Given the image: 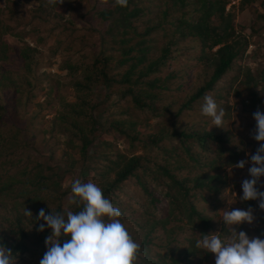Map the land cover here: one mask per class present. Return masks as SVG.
Returning <instances> with one entry per match:
<instances>
[{
  "label": "trees",
  "instance_id": "16d2710c",
  "mask_svg": "<svg viewBox=\"0 0 264 264\" xmlns=\"http://www.w3.org/2000/svg\"><path fill=\"white\" fill-rule=\"evenodd\" d=\"M66 1L76 2L64 0ZM107 1L112 2L113 6L103 7L96 13L100 24L106 22L104 28L100 27L103 31L99 52L92 61L78 63L70 57L63 65L74 76L72 85L75 87L76 101L61 99L60 108L51 123L53 132L68 136L67 148L64 150L67 167L51 166L45 161L32 158L31 141L25 138L24 129L17 123V114L8 113L0 104V244L18 254V260L29 257L32 263L36 259V263L40 264L47 251L45 239L51 234V229L46 226L44 231H38L39 225L46 222L37 220L36 217L42 208L46 214L53 211L66 215L68 211H80L74 205L66 206L63 197L69 190L63 188V182L72 169L82 162L84 175H98L99 186L112 203L115 200L111 198L122 183L130 177H136L137 183L150 196L152 204L158 207L159 212L146 209L141 229L138 224V230L130 233L142 246V264L205 263L210 260L212 253L197 249L195 243L203 234H210L213 218L196 205L194 197L197 190H207L217 196L229 175L223 171L211 173L201 170L202 158L192 151L197 144L201 152L213 153L211 145H221L223 136L211 130L204 133L180 132V147L188 158L178 153L173 156L162 145L164 162H155V168L144 166V160L148 157L146 154L125 152H118L116 158H110L106 154L107 162L101 169L91 167L86 165V161L91 156V148L96 149L92 146L95 145V139L102 135L104 128V123L92 116V111L97 107L92 102L94 88L104 81L116 84L120 80L126 86L124 94L130 95L136 106L151 108L153 106L144 100L145 95L150 96L147 90L157 87L165 89L167 86L160 83V77L145 79L161 70V66L173 57L172 44L195 38L202 42L200 58L211 62L213 73L185 101L183 110L205 96L206 91L231 69L241 49L248 42L244 37L239 38L233 13L227 11V5L232 0H161L160 3L128 0L127 7L116 5L115 0ZM248 1L239 0L241 4ZM259 17L264 19V12H260ZM137 20V24L143 26L141 32L135 23ZM19 33L0 19V61L2 65L14 64L6 71L0 69V83L14 82L17 89L30 90L38 84L34 76L38 48L25 43L15 49L9 43L8 36H19ZM158 37L166 40L159 46L161 53L155 56L150 53L153 48L149 42H155ZM205 49L212 54L203 53ZM260 73H253L248 68L243 82L248 87L257 85L263 80ZM17 76L21 79L16 82ZM258 99L255 95L253 102L246 103V107L257 105ZM124 122L126 120L112 121L110 129L115 127L117 131L128 135L132 139V145H135L137 136L131 133L136 130L135 122L129 121L130 128L124 126ZM148 139L160 148L159 133L148 134ZM98 143L102 146L110 145L108 133ZM72 148L80 154L79 158L74 157ZM233 157L230 159L234 162ZM151 182L161 186V192ZM243 206L259 207L257 200L245 201ZM25 208L33 213L32 218L24 216ZM138 218L134 220L138 221ZM186 228L192 229L194 234L187 237V244L181 247L178 235ZM225 230L227 231L226 227ZM196 231L199 236L195 234ZM257 231L264 235V223ZM261 234L259 238H262ZM161 235H165L163 242L160 241ZM64 239L61 238V244ZM150 243L166 247V250L159 252L156 258L151 254Z\"/></svg>",
  "mask_w": 264,
  "mask_h": 264
},
{
  "label": "rangeland",
  "instance_id": "374dc122",
  "mask_svg": "<svg viewBox=\"0 0 264 264\" xmlns=\"http://www.w3.org/2000/svg\"><path fill=\"white\" fill-rule=\"evenodd\" d=\"M144 1L160 3L161 0ZM111 6L113 3L107 0L66 1L56 6H48L46 0H0V19L15 32H20L19 36L10 34L9 43L15 49H19L25 43L38 48L34 71L38 84L34 89H17L14 82L0 83V104L8 113L17 114L15 116L17 123L24 129L25 138L31 141L32 158L45 161L51 166L67 167L64 150L67 148L68 136L65 133L53 132L51 123L60 108L61 99L76 101L75 87L72 85L74 76L63 65L70 57L78 63L94 59L101 45L103 29L100 27L104 28L106 24V22L100 24L96 13L103 7ZM227 11L233 13L239 38H246L248 44L241 49L231 69L205 93V96L209 95L215 99L218 107L225 109L224 128L213 125L212 118L202 114L201 107L205 96L182 110L185 101L210 79L213 66L210 61L200 58L203 46L199 39H180V42L172 44L173 57L161 66V70L145 79L160 77V83L167 86L165 89L157 87L147 90L150 96L145 95L144 100L153 107L136 106L130 95L124 94L126 86L121 84L120 80L116 84L104 81L94 88L92 102L96 103L97 107L92 111V116L103 122L104 128L102 135L95 139V145L92 146L96 149L91 148V156L86 161V165L101 169L107 162L106 154L110 158H116L118 152L138 153L148 156L144 160V166L155 168V162H164L162 145L166 146L173 156L178 153L188 158L180 147L182 139L180 132L216 131L223 136V142L221 145L215 143L211 145L214 148L213 153L201 152L197 144L192 152L200 154L201 170H208L211 173L223 171L224 174L227 172L228 181L221 186L222 190L217 196L207 190H197L194 201L201 210L213 218L210 234L217 232L222 239H229L231 236L229 229L225 230L223 211L248 209L243 206L245 201L240 199L243 195L242 181L251 179L248 171L252 166L250 157L255 154L260 143H264L255 141L251 135L256 127L253 113L258 108L264 112V19L259 17V13L264 12V0H249L245 4H241L239 0H232L227 5ZM137 22L138 20L135 23ZM142 30L143 26L138 25V31ZM152 37L155 36L152 34ZM166 38L158 37L155 42L150 41L153 48L150 53L159 55L161 53L159 46ZM203 53L212 54L207 49L203 50ZM13 66L14 64L2 65L0 61V69L5 71ZM248 68L253 73L261 72L263 80L257 85L252 84L248 87L243 82ZM20 79V76L15 78L16 82ZM255 95L259 98L257 105L246 107V103L253 102L252 98ZM9 117L12 118L11 115ZM118 119L126 120L124 126L129 128V121L135 122L136 130L131 131L137 136L135 145H132V139L128 135L117 131L115 127L110 129L111 122ZM107 133L111 144L99 145L98 142L103 141ZM150 133L160 134V148L149 141ZM71 150L75 158L80 157L76 149ZM232 156L234 162L230 159ZM240 160L248 161L244 168L235 167ZM83 165L82 162L79 163L64 179L63 188L69 190L63 197L66 206H71L70 199L73 196L71 184L74 180L93 182L97 186L100 184L98 175L94 173L84 175ZM151 185L161 192V186H157L155 182H151ZM257 187L264 191V176L260 177ZM111 199L115 200L113 205L121 211L122 222L130 233L138 230V224L141 229L146 209L159 212L158 207L152 204L150 196L137 183L136 177H130L122 183ZM252 209L254 221L251 224L245 222L237 228V231L246 232L250 238L260 236L257 228L264 223V210L259 207ZM137 218L138 221H135ZM192 234H194L192 229L181 230L178 235L181 247L187 244L186 238ZM195 234L200 235L198 231ZM261 236V239H264V235ZM164 238L165 235H161L160 241L163 242ZM150 246L151 254L156 258L159 252L166 250V247L155 243H150ZM17 264L37 263L36 259L32 263L27 257L24 260H17ZM202 264H215V255L212 254L210 260Z\"/></svg>",
  "mask_w": 264,
  "mask_h": 264
},
{
  "label": "clouds",
  "instance_id": "9594fccd",
  "mask_svg": "<svg viewBox=\"0 0 264 264\" xmlns=\"http://www.w3.org/2000/svg\"><path fill=\"white\" fill-rule=\"evenodd\" d=\"M48 6L64 3V0H46ZM120 7H127L128 0H115ZM201 112L212 118L213 125L224 128L226 115L223 107H218L212 96L206 95ZM256 127L252 138L264 142V112L259 108L253 113ZM252 166L248 169L251 179L242 181V201L257 200L258 206L264 210V191L257 184L264 176V143H260L251 157ZM248 161L240 160L235 167L244 168ZM70 204L80 211H68L65 214H46L42 208L36 217L46 224H40L38 231L45 227L51 234L45 239L47 251L40 264H142V246L130 234L122 222L121 211L106 198L102 189L93 182L74 180L71 184ZM25 217L33 213L25 208ZM255 219L254 210L226 209L222 220L231 236L222 239L217 232L203 234L195 247L215 255V264H264V239L250 238L246 232L237 231L243 223L251 224ZM64 242L61 244V238ZM18 254L0 244V264H17Z\"/></svg>",
  "mask_w": 264,
  "mask_h": 264
},
{
  "label": "built area",
  "instance_id": "2783aa9c",
  "mask_svg": "<svg viewBox=\"0 0 264 264\" xmlns=\"http://www.w3.org/2000/svg\"><path fill=\"white\" fill-rule=\"evenodd\" d=\"M251 164H252V162H251Z\"/></svg>",
  "mask_w": 264,
  "mask_h": 264
}]
</instances>
